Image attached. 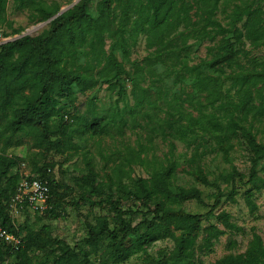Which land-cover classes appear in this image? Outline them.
I'll list each match as a JSON object with an SVG mask.
<instances>
[{
	"label": "trees",
	"instance_id": "obj_1",
	"mask_svg": "<svg viewBox=\"0 0 264 264\" xmlns=\"http://www.w3.org/2000/svg\"><path fill=\"white\" fill-rule=\"evenodd\" d=\"M7 1L0 0L3 36L8 35L1 26ZM14 2L18 9H33L34 21L48 20L61 8L57 1ZM140 35L147 38V54L141 60L131 59V47ZM107 37L112 38L108 47ZM189 38L194 41L189 43ZM206 40L210 42L206 56L193 62L192 43ZM260 46H264L263 0H79L52 18L42 32L0 43V221L7 229H26L30 218L25 208L20 224L10 209L24 157L9 153L8 148L22 143L21 136L29 137L43 156L50 151L72 156L81 148L77 142L81 133L112 135V128L123 132L126 125L145 130L150 141L160 135L169 145L166 163L158 162L148 176L133 175L131 165L149 161L145 147L125 158L131 166L129 174L119 164L113 175L103 176L86 158L85 172L75 177L78 196L94 203L104 201L109 212L83 215L85 248L46 238L43 225L41 230L30 228L17 249L0 239V261L97 264L90 254L103 250L101 263H120L132 251H146L155 240L169 237L174 240L171 254L150 264H170L167 259L194 264L197 247L209 248L221 235L238 228L229 212L215 209L224 196L236 201L241 184L254 211L253 197L264 187V140L257 136L258 123L264 120V59L251 53ZM157 64L164 68L158 71ZM176 84L178 90L173 89ZM99 88L110 96L116 94L112 106L95 107V93L80 112L78 93ZM71 109L78 114L74 110L72 116ZM175 140L193 147L187 173L196 182L216 188L206 214L174 206L186 200L203 201L198 186L174 182L181 166L175 157ZM237 143L247 151V172L233 164ZM204 152H216L230 168L207 169L198 160ZM38 159L32 160L30 172L48 183L45 211L56 217L61 203L54 164H40ZM222 183L228 186L225 190ZM71 188L75 189L74 180ZM128 200L137 203L135 209L124 206ZM135 213H139L137 221ZM211 215L223 227L211 222ZM56 242L57 248L49 245ZM40 250H45L44 258H37ZM215 264H264L263 237L253 231L244 251L228 252Z\"/></svg>",
	"mask_w": 264,
	"mask_h": 264
},
{
	"label": "rangeland",
	"instance_id": "obj_2",
	"mask_svg": "<svg viewBox=\"0 0 264 264\" xmlns=\"http://www.w3.org/2000/svg\"><path fill=\"white\" fill-rule=\"evenodd\" d=\"M46 2L57 1L61 4V7L69 5L74 0H45ZM264 1V0H263ZM93 1L90 3V10ZM33 9L30 7H24L22 9L16 8L14 0L7 1V10L5 16L2 20L1 26L6 38L18 37L22 34L36 35L42 32L48 26L46 20L36 21L32 20ZM219 16H222L221 13ZM13 29H18L19 32H13ZM176 40L180 43L181 39L179 37ZM107 45L110 44L112 38L107 37ZM194 39L189 38L188 42H193ZM147 38L144 35L138 37L137 43L131 47V59H142L147 54L146 48ZM210 42L197 41L192 43L190 47V56L193 62H198L202 57L207 54L206 46ZM253 54L264 59V46L252 49ZM118 57L122 59L121 51L117 52ZM131 67L130 64H127ZM158 71H161L164 66L162 64L155 65ZM167 83L172 84L171 79H167ZM173 85V84H172ZM190 89L189 86H187ZM179 84L173 86V89L178 90ZM97 95L96 105L100 110L102 107H107L113 102H115L116 94L110 96L104 88H99L98 91L88 90L86 93H78L77 105L80 112H83L87 108V102L89 98L95 94ZM122 103V101L120 102ZM112 106V105H111ZM75 110V115L78 114V110ZM70 113L73 114V111ZM264 118V115H263ZM77 120V119H76ZM264 120L258 123L260 130H258V138L264 140V130L263 128ZM80 126V124H79ZM145 130L139 127H130L126 125L123 132H120L116 128H112V135H101V136H89L87 133H81L78 136L77 142L80 145V150L72 156H67L66 154H57L55 151H50L45 156L41 155L39 148L35 147L32 140L27 136H21L23 141L20 144L13 145L8 148V152L12 154H18L24 157L23 162L28 170H32V160L39 158V163H49L54 164L53 175L55 180L59 181V192H60V203L61 206L57 207L58 216L54 217L49 215V212L43 211L35 214L30 211L29 219L27 220V228L21 229L19 231L21 238L26 234L30 228L34 230H41V227L46 226V230L43 232L46 238L60 240V244L69 245L79 249L84 247V237L86 236V229L83 221V215L87 214L89 216L97 214H106L109 212L105 202L102 203L92 202L89 199H83L78 196V187L75 184V177L83 174L85 172V160L86 158H91L95 165V168L100 172L101 175L106 176L107 174L114 173L116 166L122 164L125 173H132L130 165L125 160L129 157L131 151L140 149V147H145L147 149L148 162L140 165L132 163L134 169L133 175L148 176L149 171L157 164L166 163V153L168 152L169 145L168 141L163 140L160 135H154L150 141L149 136H146ZM176 150L175 157L180 162V167L177 169L174 182L176 185L191 186L196 185L202 191L203 201L199 202L196 200H186L182 202H177L174 204L177 208H182L191 212L204 213L208 211L211 204L214 202L213 194L216 192L215 187L205 186L195 181V177L187 173L188 169L187 159L191 156L193 147H188L184 142L175 140ZM201 151V150H200ZM42 156V157H41ZM233 164H235L240 170L247 172L250 161L246 149L237 143L232 151ZM156 159V160H154ZM198 160L205 164L207 169H211L214 172H218L224 168H230V163L225 162L220 155L216 152H204L198 156ZM264 175V173L262 172ZM73 180L75 189L73 187ZM127 181V179H126ZM222 188L225 190L228 186L226 183H222ZM237 193L235 194L236 201H232L228 197L224 196L222 198L221 204L215 209L217 213L220 210H225L230 213L231 220L235 222L238 228L228 231L226 234L221 235L216 239L213 245L209 248L197 247L194 264H215V260L228 252H241L244 251L248 245L251 238L252 232L257 231L264 239V187L257 191L253 197L254 202L257 207L253 211L248 206L244 195V187L241 184L237 185ZM86 196V193H83ZM77 200H79L78 206L74 205ZM124 206H130L135 209L137 203L133 200L126 201ZM26 215V214H25ZM24 214L17 217L19 218V223L23 224L25 220ZM135 220H139V213H135ZM211 222H215L219 227H223V224L217 221L212 215L209 217ZM135 221V222H136ZM53 240V241H54ZM235 242L230 244L231 241ZM52 241V242H53ZM201 242V236L198 238V243ZM127 244H129L127 242ZM51 247H56L57 242ZM56 245V246H55ZM174 246V240L172 238H161L155 240L150 244L146 251L144 250H134L130 253L124 262L107 264H150L152 260H161L171 254ZM57 248V247H56ZM45 250L38 251L37 258L45 257ZM90 260L101 263L105 260V254L103 250L98 253H91ZM168 263H173L171 259H167Z\"/></svg>",
	"mask_w": 264,
	"mask_h": 264
},
{
	"label": "built area",
	"instance_id": "obj_3",
	"mask_svg": "<svg viewBox=\"0 0 264 264\" xmlns=\"http://www.w3.org/2000/svg\"><path fill=\"white\" fill-rule=\"evenodd\" d=\"M12 38H6L0 34V43ZM22 177L19 180L15 194L11 198L10 209L13 217H19L26 208L31 212H43L49 208L50 187L48 183L34 176L30 170L25 167V163L21 166ZM0 239L5 241L14 249L22 244V238L19 232H13L7 229L0 221ZM0 264H14L12 259L7 258L0 261Z\"/></svg>",
	"mask_w": 264,
	"mask_h": 264
},
{
	"label": "water",
	"instance_id": "obj_4",
	"mask_svg": "<svg viewBox=\"0 0 264 264\" xmlns=\"http://www.w3.org/2000/svg\"><path fill=\"white\" fill-rule=\"evenodd\" d=\"M78 1H79V0H74V1L71 2L69 5H67V6H65V7H61L60 10H59L56 14H54L51 18H49V19L46 20V21L49 22L52 18H54V17H56L57 15L61 14V13H62L63 11H65L66 9L72 7V6H73L74 4H76ZM23 35H25V34H22V35H20V36H23ZM20 36H18V37H20ZM15 38H17V37H14V38H12V39H15ZM10 40H11V39H10Z\"/></svg>",
	"mask_w": 264,
	"mask_h": 264
}]
</instances>
